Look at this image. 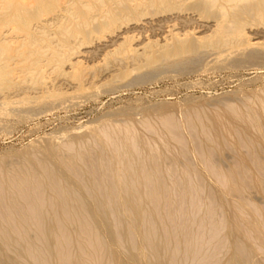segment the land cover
<instances>
[{"label":"bare ground","instance_id":"obj_1","mask_svg":"<svg viewBox=\"0 0 264 264\" xmlns=\"http://www.w3.org/2000/svg\"><path fill=\"white\" fill-rule=\"evenodd\" d=\"M58 1L0 0V95L17 88L22 75L26 83L24 74L43 71L44 56L54 68L80 75L90 53L80 46L144 11L160 15L156 23L166 34L142 45L149 67L185 72L214 52L219 56L210 62L219 67H264V40L253 37L264 34V0ZM46 13L54 15L39 19ZM66 14L74 28L58 25L55 41L53 27ZM258 25L262 31L252 33ZM74 35L78 41L71 44L67 38ZM119 35L118 52L132 56L135 35ZM17 62L28 65L13 66ZM259 91L219 98L220 106L192 101L179 114L154 106L155 123L141 113L137 121L97 118L86 133L74 130L13 164L0 162V264H264V205L249 196L251 189H264V89ZM62 94L44 92L58 102ZM7 103L0 102V114L9 113Z\"/></svg>","mask_w":264,"mask_h":264},{"label":"rangeland","instance_id":"obj_2","mask_svg":"<svg viewBox=\"0 0 264 264\" xmlns=\"http://www.w3.org/2000/svg\"><path fill=\"white\" fill-rule=\"evenodd\" d=\"M96 1L97 0H95V1L90 0L89 2L94 4V3H96ZM66 2H68V0H59L57 2V4H60V5L63 4L64 5V4H66ZM58 13H60V12H58ZM63 14H65V13H63ZM146 14H149V13L144 11L141 15L142 17L139 14V15L135 16L133 19H129L130 22L123 21L124 23L121 22L119 24L121 26L118 25V23H119L118 22L117 24H115L113 27L110 28L111 30L110 29H104V30H102L103 32L101 31L99 34L93 35L95 37L93 39V36H92L93 43H92V39H91V41L89 40V43L87 42V45L85 43H84V46L81 45L80 48L82 50L84 49L83 51L87 50V51H90V53H92V54H90L89 52L88 53L86 52L87 54L86 53L84 54V57L86 55L87 56L85 58H82V62H83L82 66L84 65L82 67L83 68L82 73L80 74V72H81V70H80L78 73L80 75H76V73H74V71L75 72H77V71L73 70V73L75 74L76 77H74L72 70H68V68L66 69V71H68L70 73L69 77L67 75V74H69L68 72L64 73L61 70L54 68L53 63L49 62L48 58H46L45 56L42 57L43 61L40 62L41 64L39 63L40 64L39 66H41L40 68H43L42 69L43 71H40L39 74H28V73L24 74V76L25 77L27 76V79H29V81H27L26 83H25V81H23L26 85H24L23 82H20L21 80H19L23 77L22 74L25 73L24 72L25 70L22 69V70H24L22 73H20V75H22V76H21V78L17 79L18 80V87L17 88L14 87L13 89H10V91H7L9 93L8 96H5L4 94L0 95V100L2 102L5 100L8 101V103L6 105H4L3 108L9 111V113H7L9 115H7L4 112H3V114H0V118H1V120H0V162L6 163V164H13V163L17 162L18 160H21V157L24 156L27 152L32 151L33 148L40 146V148L43 149L48 144L49 139L53 138L52 140L59 141L62 138H64V135L69 134L74 130L82 131L83 133H86V129H87V131H89V128H87L88 126H92L94 124H97L95 121V119H97V118H99V119H97V122H98V120H102L101 118L112 119V120H120V119L123 120L127 117L134 118L137 121L144 114V115H146V117L151 116L150 120L153 123H155L158 121L157 120L158 117L156 116L157 112H155L152 109L154 106L164 104L165 105L164 107H166L165 110L162 109V110H159V112L160 111L161 112H173V113L177 114L178 112H180L179 110H181L185 106L193 105V102H194V105H196L195 102H197V105H199L201 102L204 105H206L208 102V105H210V106H214L215 104H217L216 106H220L221 103L219 100H222V102H223V101H227V99L228 100H230L232 98L234 99V98L238 97V95H241V93L242 94H250L251 91H252V93H253V91H255V92L258 91V93H259L260 92L259 89L260 90L264 89V84H263L264 83V79H263L264 75H262V74H264V67L256 68L257 66H255V67L254 66H250V67L246 66V67H239L237 69V68H232L229 66H222L223 67L222 68V67H219L217 64H213L214 62H210V61H215L214 59L218 55L215 52L208 55V56H210L209 58L208 57H204V58L202 57L200 60L201 62L199 61L200 64H199V62L197 63L199 66L196 65V68H194L192 70L185 71V72H172V71L167 72V70H164V69L149 67V65H147L144 53L140 52L141 50L144 52V47L142 45H144L145 42L147 43L149 40H154V39H159V40L163 41L162 36L164 37V35H166V34L163 33V30L165 29L163 24L156 23L155 17L160 16V15L151 16L149 14L150 15L149 16ZM45 15L40 16L39 19H41V18L42 19H46V18L48 19V18L52 17L54 14L46 13ZM138 16H140L141 18ZM64 17H62L63 21H62V19H60L61 20L60 24H59V22H60V20H59L57 25H55V27H53L54 30L51 27V29L56 33L55 35L53 32H50L51 29L48 32V33H53L54 38L50 36L51 39L55 40L56 39L55 36L59 35L60 30L64 29V27H67V26L72 27L70 24V22H72V18L67 14L64 15ZM138 18H140V19H138ZM65 21L67 22L65 24H68V22H69V24L65 25L64 24ZM58 25H60V26L62 25V27L59 28L60 29L59 31H57L58 30L57 27H59ZM117 27H119V28H117ZM160 27H162V28H160ZM176 27H178V26H176ZM256 27L259 29H257ZM72 28H74V27H72ZM253 28L254 29H252L253 30L252 33L255 31H262V28L259 25L254 26ZM106 30H108V31H106ZM126 30H128L129 35H135L134 40L132 42H133V45L135 46V48L137 50H139L138 52L141 53V55H138L139 57L137 56V54H139L137 52V50L135 51L136 53L132 52V56H131V54H128L127 52H125L121 49L118 52L119 47H117L118 49L116 48V46H117L116 44H118L120 41H116L115 43H114V41L120 37V35H119L120 33H123ZM160 30H162V31H160ZM198 30H199V33H200V31H201V33L204 32L203 31L204 29L200 30V28H199ZM116 34H118V35H116ZM158 34H160V35H158ZM75 35L78 36V34H75ZM75 35L71 36L70 37L71 39L67 38L69 43L71 41L73 42V40H74V43L71 42V44H75V42L78 41L75 38ZM96 35H98L99 37ZM80 36H82V35L80 34ZM255 36H253V37L257 40H258V38H259V40H264V34L259 33ZM59 39H60V36H58V38L55 41H57ZM112 40H113V43H110ZM162 41H161V43H162ZM42 42L43 43H41V44L45 45L46 42H44V41H42ZM141 47H143V49ZM91 48H92V50H91ZM114 48H116L117 51ZM115 51L117 53H115ZM93 52H95V54ZM129 53H131V52H129ZM222 53H220V55L222 54L224 57L221 55V58L225 59L226 53L225 52H222ZM126 54H128L127 57H129V56L130 57L127 58ZM120 55L122 58L119 57ZM142 55H143V57H142ZM213 55H215V56H213ZM117 57H119V59ZM133 57L134 58L136 57L137 59H134ZM130 58L132 59L131 62H130ZM206 58L208 60H206ZM122 59L124 60V62L127 61L128 63L126 62L124 64V62H122L123 61ZM140 59H141V61H140ZM203 59L205 60V62ZM143 60L145 62H143ZM118 62H119V64L117 65ZM21 63H23V62H21ZM47 63L50 65H48ZM210 63H212V64H210ZM15 64L13 66L20 67V65H21L23 68H25L24 66L28 65V64L25 65L26 63L25 64L19 63L20 64L19 65L18 62H17L18 65L17 64L15 65ZM46 65H48V66H46ZM205 65H206V67H205ZM215 67H218V68H215ZM15 68H17V67H15ZM121 68H122V70H121ZM150 68L153 70H151ZM213 68H215V69H213ZM259 68H260V70H259ZM47 69L49 70L48 72H47ZM18 70H19V68H18ZM117 70H119L120 72H118ZM149 70H150V73L148 72ZM58 71H60V74ZM41 72H42V74H41ZM145 72H147V73L145 74ZM83 73H84V75H82ZM123 73H125V74H123ZM114 74H116V75H114ZM142 74H143V76H144V74L146 75L144 78L145 80L142 78ZM148 74L150 76L149 77L150 79L147 78ZM259 74H261V75H259ZM98 75H99V77H98ZM79 76H80V78H77ZM81 76H83V78L85 80L82 79L79 81V79L82 78ZM139 76H140L139 79L142 80V81L140 80V82L137 81L139 79H135L136 77H139ZM74 78L75 79L77 78L78 80L76 79L77 80L76 81ZM35 79H36V81H35ZM253 79H255V80L253 81ZM37 80H38V82H37ZM28 82H29V84H28ZM37 83H39V84H37ZM40 83H41V85L48 88V90L44 91V89H46V88L43 87L44 88L43 89L42 86L40 85ZM80 83H82V84H80ZM30 84H32V86L36 85V87L35 88L31 87ZM84 84L86 85V87L84 86L85 87L84 89H83V87L80 88ZM19 85H20V88H19ZM27 85H29V86H27ZM37 85H38L39 89L37 88ZM90 88H92V89H90ZM14 89H16V90L18 89L17 92L14 93V91H15ZM24 90H25V92H24ZM53 90H55L56 93H58V92L63 93L62 94L63 98L60 99L59 102L56 100L53 101L54 96L53 97L49 96L50 98L46 95L44 96V92L46 94V91L51 92ZM240 90L243 92L240 93ZM247 90H249V91H247ZM22 92L25 93L24 95H26V93H27V95H26L28 97L27 101L29 100L30 102L29 101L25 102L26 100H23L22 97L25 98V96L22 95L23 94ZM95 92L99 93V94L97 93L98 96H97V94H95ZM32 93H33V95H32ZM5 94L7 95V93H5ZM88 94H89V96H88ZM85 95H87L88 97ZM93 95H96V96H93ZM69 96H72V97L69 99ZM34 97H36V98L40 97L41 99L40 98L36 99ZM221 97L223 99H221ZM42 98H44V99H42ZM215 98H217V100ZM14 99H16L17 101L15 100L16 101L15 102ZM35 99H36V101H35ZM10 100H11V102H10ZM31 100H33V101H31ZM188 100L189 101L191 100V101L189 102ZM206 100H207V102H205ZM216 101H217V103H215ZM82 102H83V104H82ZM46 103H47V106H46ZM67 103H68V105H67ZM202 103H201V105H203ZM62 104H64L65 106L64 105L62 106ZM50 106L55 108V109L52 110L53 108L51 109ZM122 106H125V107H122ZM20 107H22V108H20ZM122 108H125V109H122ZM29 109L31 110V112ZM39 111H42V112H39ZM110 111H112L114 114L111 113ZM129 111H131V113ZM141 111H144V113ZM150 111H151V113H150ZM22 112H24V113L26 112L27 117H25V114L22 115L23 114ZM35 112H38V113H35ZM105 112H107V114H105ZM132 112H134V113H132ZM146 112H148L149 114L148 113L146 114ZM159 112H158V114H159ZM15 113L17 115H15ZM103 113H104V115H103ZM129 114H130V116H129ZM134 114H135V116H134ZM101 115L103 117H101ZM109 115H111V116H109ZM114 115L117 119L116 118L114 119ZM28 116H30L31 118ZM94 116H95V118H94ZM21 117L24 119H22ZM93 119H94V121H93ZM139 127H138V131L143 133L145 131L144 128L143 127L141 128V126H139ZM174 143H177V142L174 141ZM181 160H183V159H181ZM249 196L251 198L255 199L257 203H261V205H264V189L261 192H256L255 189H251L249 192Z\"/></svg>","mask_w":264,"mask_h":264}]
</instances>
